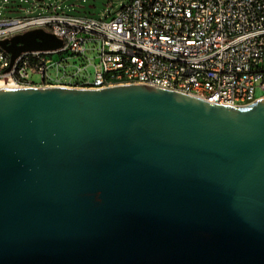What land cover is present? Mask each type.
Listing matches in <instances>:
<instances>
[{
    "label": "water",
    "instance_id": "water-1",
    "mask_svg": "<svg viewBox=\"0 0 264 264\" xmlns=\"http://www.w3.org/2000/svg\"><path fill=\"white\" fill-rule=\"evenodd\" d=\"M0 264H264V98L0 87Z\"/></svg>",
    "mask_w": 264,
    "mask_h": 264
},
{
    "label": "built area",
    "instance_id": "built-area-1",
    "mask_svg": "<svg viewBox=\"0 0 264 264\" xmlns=\"http://www.w3.org/2000/svg\"><path fill=\"white\" fill-rule=\"evenodd\" d=\"M24 1L29 8L0 0V11L17 13L0 12V40L42 29L61 46L14 60L0 47V81L13 87H25L11 82L13 63H21L22 76L74 78L80 88L152 78L158 64L169 63L191 96L231 106L264 98V0H104L98 17L59 9L64 0ZM155 87L174 91L164 73Z\"/></svg>",
    "mask_w": 264,
    "mask_h": 264
},
{
    "label": "bare ground",
    "instance_id": "bare-ground-1",
    "mask_svg": "<svg viewBox=\"0 0 264 264\" xmlns=\"http://www.w3.org/2000/svg\"><path fill=\"white\" fill-rule=\"evenodd\" d=\"M11 82L17 86H67L78 87L74 78H55L53 81H34L32 77L21 75V63L12 64ZM165 75V82H170L171 88L180 93L193 95V88L190 85L182 84L179 79H173V69L169 63H160L152 71V78L147 74H137L129 78V84L137 83L150 86H157L161 76ZM0 78H5V71H0ZM0 87H13L10 84L0 81Z\"/></svg>",
    "mask_w": 264,
    "mask_h": 264
},
{
    "label": "rangeland",
    "instance_id": "rangeland-1",
    "mask_svg": "<svg viewBox=\"0 0 264 264\" xmlns=\"http://www.w3.org/2000/svg\"><path fill=\"white\" fill-rule=\"evenodd\" d=\"M47 2H50V4L53 6L55 4V0H46ZM74 4L75 6H72ZM105 2L104 0H64L62 4H60L59 9H62L66 11L67 13L71 14H87L92 15L95 17L99 16V13L101 10L105 9ZM22 5L23 7L29 8L30 5L25 2L24 0H9L8 6H17ZM90 5H94L95 7L91 8ZM6 10L7 16H15L17 13L10 12L9 9H1L0 12ZM42 11H45V9H42ZM32 79L34 81L38 80V75L32 74Z\"/></svg>",
    "mask_w": 264,
    "mask_h": 264
}]
</instances>
